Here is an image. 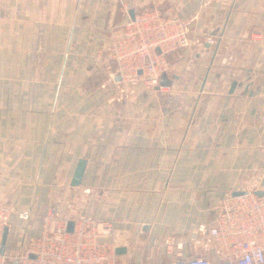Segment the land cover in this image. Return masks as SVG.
Listing matches in <instances>:
<instances>
[{"label":"crops","instance_id":"obj_1","mask_svg":"<svg viewBox=\"0 0 264 264\" xmlns=\"http://www.w3.org/2000/svg\"><path fill=\"white\" fill-rule=\"evenodd\" d=\"M144 7L179 16L190 40L166 53L167 83L154 87L122 84L106 58L112 32ZM244 189L264 190V0H0L5 251L38 235L52 205L109 220L115 264H223L197 227Z\"/></svg>","mask_w":264,"mask_h":264},{"label":"built area","instance_id":"obj_2","mask_svg":"<svg viewBox=\"0 0 264 264\" xmlns=\"http://www.w3.org/2000/svg\"><path fill=\"white\" fill-rule=\"evenodd\" d=\"M204 38L208 43L214 40L210 34ZM189 44L187 25L179 16L165 14L157 7H144L117 29L110 55L121 66L120 81L140 80L153 87L168 69L166 53ZM9 214L10 207L0 201V244ZM18 216L27 219L29 211L21 210ZM69 220L73 221L70 230ZM42 223V231L29 237L23 247L0 252V264H115L113 245L107 239L113 233L109 220L86 213L60 215L49 205ZM197 230L218 240L225 251L223 264H264V196L255 190L227 193L214 222L208 226L202 223ZM170 264L213 263L204 255H195L176 257Z\"/></svg>","mask_w":264,"mask_h":264},{"label":"water","instance_id":"obj_3","mask_svg":"<svg viewBox=\"0 0 264 264\" xmlns=\"http://www.w3.org/2000/svg\"><path fill=\"white\" fill-rule=\"evenodd\" d=\"M130 16H133V12L130 13ZM205 79H206V74L204 75V78L202 80L201 89L203 88V84L205 82ZM160 83L166 84L167 82L165 80H161ZM235 85H236V81L234 80L230 84L229 92L233 91ZM85 165H86L85 158H79L77 160V163L75 165V168L73 170V173H72V176H71V179H70V184L71 185H78L80 183L82 175H83V172H84V169H85ZM242 192H244V190H234L232 192V194H239V193H242ZM255 193L258 194V195L264 196V190L263 189L255 190ZM72 226H73V221L69 220L68 223H67V229H69V230L72 229ZM7 231H8V227H7V225H5L4 228H3V233H2V238H1L0 252H3V250H4L5 242H6V238H7ZM123 250H124V248L122 246L117 247L115 249L116 252H121ZM30 255L34 256L33 253H30Z\"/></svg>","mask_w":264,"mask_h":264},{"label":"rangeland","instance_id":"obj_4","mask_svg":"<svg viewBox=\"0 0 264 264\" xmlns=\"http://www.w3.org/2000/svg\"><path fill=\"white\" fill-rule=\"evenodd\" d=\"M158 8V7H157ZM118 29V28H117ZM117 30H114L113 32H112V34H111V36H110V42H109V44H108V46H107V55H106V58H107V60H108V62H112V66H111V72H112V74H111V76L112 77H115V79L116 80H119L120 81V79H121V76H120V74H119V72H118V70L120 71V69H121V66L120 65H118V63L115 61V60H113L112 58H111V55H110V43H111V40H112V37H113V35L115 34V32H116ZM205 36V35H204ZM254 37H257V36H254ZM215 39V38H214ZM213 42H214V40H213ZM122 84H124L125 82H131V81H120ZM27 86V84L26 83H24V84H22V87L23 88H25ZM123 86V85H122ZM122 86H120V87H122ZM119 87V88H120ZM154 87V86H153ZM123 88V87H122ZM47 206V205H46ZM45 214V213H44Z\"/></svg>","mask_w":264,"mask_h":264}]
</instances>
